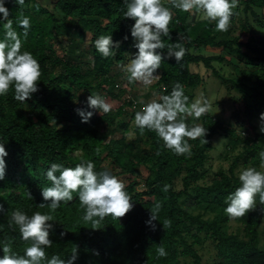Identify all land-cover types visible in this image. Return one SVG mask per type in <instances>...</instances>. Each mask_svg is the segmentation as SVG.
<instances>
[{
    "label": "trees",
    "instance_id": "1",
    "mask_svg": "<svg viewBox=\"0 0 264 264\" xmlns=\"http://www.w3.org/2000/svg\"><path fill=\"white\" fill-rule=\"evenodd\" d=\"M4 2L20 35L21 52L28 51L37 59L41 77L38 91L24 102L14 99V88L7 96H0V144L8 153L4 157L5 178L0 180V204L4 209L0 211V258L5 243L19 255L30 245L21 239L17 226H9L11 212L19 209L28 216L37 211L53 215L55 221L48 222L54 228L49 230L53 244L45 248L47 259L58 255L67 260L77 247L78 258L73 264H264V205L259 204V198L256 207L244 217L230 219L224 212L226 197L240 186L236 169L241 164L259 167L258 153L264 150V133L259 131L262 122L256 123L264 113V39L249 35L242 41L232 34L237 14L250 8L256 16L260 15L256 8L264 9V0H243L244 8L238 5L233 10L227 37L215 31V22L201 21L162 0L173 15L169 25L171 40L162 37L165 48L156 50L163 57L157 69L161 72L157 84H165L161 95L170 94L178 82L189 97V104L194 102L195 90L204 78L199 64L221 78L228 90L235 88L239 93L234 99L237 108L232 113V142L249 143L227 170L214 173L209 185L198 183L207 177L209 152L221 124L211 111L198 120L189 117L185 121L189 127L199 124L207 129V144H201L199 138L188 141L192 146L190 157L164 148L152 131L145 129L140 135L137 127L132 129L136 111L126 121L123 116L127 112L119 106L107 114H93L88 122H82L76 111H91L87 97L93 92H99L103 99L116 100L125 92L109 88L115 84L109 75L112 67L131 60L135 56L131 50L138 52L131 36L135 21L123 16L124 0H25L22 8L13 0ZM21 15L30 18L27 38L16 22ZM258 19L264 26V14ZM72 22L75 26L84 24L80 37L70 32L68 25ZM3 23L6 21L0 13V40L5 35ZM87 25L91 28L87 29ZM251 28V23L243 24V29ZM102 35L120 41L114 56L103 58L95 49V40ZM85 39L89 41L93 63L83 69L73 57L75 43ZM178 40L187 51L176 63L175 57H168V46ZM224 54L241 57V65L228 77L216 66L224 61ZM205 99L209 101V97ZM115 126L124 131L121 138H109ZM131 129L138 134L137 141L150 144L148 149L128 139L125 134ZM247 132L249 135L245 136ZM250 133L255 136L250 137ZM78 149L82 154L75 152ZM81 158L91 160L95 171L108 170L115 176L137 175L142 166L147 170L142 189L136 178L125 185L133 204L125 216H106L93 229L91 222L82 219L84 209L78 193H73L72 201L61 202L55 212L47 207L51 201H44L42 189L51 186L46 179L48 168L52 163L75 167ZM178 179L181 189L176 188ZM165 184L171 186L167 192L162 191ZM156 202H161L162 207L158 220L153 221V230L146 222ZM41 203L46 204L44 208L39 207ZM165 219L171 221L166 229L162 225ZM233 221L239 226L233 227ZM61 232L66 234L61 236ZM206 241L211 244L213 257L204 261L201 248ZM161 246L167 253L164 257L157 255Z\"/></svg>",
    "mask_w": 264,
    "mask_h": 264
},
{
    "label": "clouds",
    "instance_id": "2",
    "mask_svg": "<svg viewBox=\"0 0 264 264\" xmlns=\"http://www.w3.org/2000/svg\"><path fill=\"white\" fill-rule=\"evenodd\" d=\"M21 8L25 6V0H13ZM176 9L197 16L201 21L215 22V31L227 32L233 10L238 6V0H169ZM126 11L123 16L134 20L131 26V36L135 40L134 47L138 52L130 62L121 65L122 71L127 74L129 83L140 82L145 87L151 85L159 77L154 75L160 68L162 55L157 49H164L162 37L171 40L169 25L172 21V12L162 3V0H124ZM0 13L3 14L4 39L0 40V96H7L10 89L14 88V99L20 102L30 99L32 94L38 91L37 82L40 81V64L28 51L21 52L22 41L20 35L13 27V20L9 19V9L5 7L4 0H0ZM17 24L23 28V36L27 38L31 27L30 18L21 15L17 18ZM128 37L125 36L126 40ZM181 38H179L180 40ZM168 46V57H175L179 63L186 54L185 47L179 42ZM120 41H113L111 35L100 36L95 40V49L103 58L115 55L114 49H118ZM189 97L184 94L183 86L176 83L170 94L161 95L159 102L151 100L144 103L142 108L135 112L134 125L144 135L145 129L152 131L162 141L164 148L178 156L190 157L192 146L189 140L200 139L201 144H207L205 139L207 129L199 124L191 127L185 122L191 117L198 120L211 111V104L205 98L196 99L189 104ZM87 106L107 114L112 110V105L107 103L99 95H89ZM82 117V122H88L93 112L76 110ZM262 121L259 131L264 133V113L260 114ZM134 138L129 134V139ZM99 153V149H97ZM159 155V151L157 152ZM8 155L3 144H0V180L5 178L6 162L4 157ZM259 168L264 170V150L258 153ZM95 165L91 160L80 159L75 167H65L52 163L46 172V179L51 186L42 189L44 201H51L47 207L55 212L61 202L68 203L73 200V193H78L80 207L84 209L83 221L91 222L93 229L106 216L119 219L125 216L132 208L131 197L126 192L125 184L117 176L108 170L95 171ZM58 173V174H57ZM240 186L226 197L227 206L225 214L230 219L244 217L246 213L256 207V198L259 204L264 205V171H258L255 167H248L240 171L238 175ZM171 186L165 184L162 191L167 192ZM29 198L31 194L28 192ZM45 203L39 204L40 208ZM161 202H156L150 209V219L146 222L152 225L158 220L161 210ZM0 204V211H3ZM53 215L42 214L37 211L31 216L17 209L11 212L9 226L18 227L21 239L30 242L23 255L13 252L10 244L3 245V257L0 264H73L78 258V248L74 247L69 259H61L53 255L47 259L45 248H50L53 242L49 239V230L54 228ZM171 221L165 219L163 228L170 226ZM66 233L61 232L64 236ZM158 257L167 255L161 246L157 249Z\"/></svg>",
    "mask_w": 264,
    "mask_h": 264
},
{
    "label": "rangeland",
    "instance_id": "3",
    "mask_svg": "<svg viewBox=\"0 0 264 264\" xmlns=\"http://www.w3.org/2000/svg\"><path fill=\"white\" fill-rule=\"evenodd\" d=\"M242 1L243 0H238V5H240L241 9L244 8V4ZM236 9L237 8H235L234 10ZM256 10L261 16L264 14V9L256 8ZM260 15L256 16L254 13H252V10L250 8L246 12L242 11V13H239V15L237 14V19L234 22L235 26L233 28L232 34L240 36L242 41H246L249 35H255L264 39V26H261L260 20L258 19V17L261 18ZM245 22L251 23L253 28L248 31L243 29V24ZM75 24V22L69 23L68 28L70 32L72 31V33H75L80 37L81 31L84 28V24L78 23L76 26ZM89 28H91V25H87V29ZM222 35L224 37H227L226 32H223ZM131 54L134 56L136 54V51L131 50ZM73 60L79 62L82 65L83 69L92 65L93 59L91 57V50L89 47L88 40L85 39L82 42L79 41L75 43ZM240 60L241 57L237 54H224V61L222 63L217 64L216 66L220 69L223 75L228 77L236 72V66L241 65ZM128 62H130V60H128L126 63L115 64L109 73V75L112 76L113 80L115 81L114 87L110 86L109 88L113 89L115 92H122L123 90L125 92L121 94V97L118 100L112 99L110 97H106L104 99L107 103L112 105L113 110H115L119 106H122L124 108V112H127L123 116V119L126 121L131 120V112L138 111L142 108L143 104L141 103V101L147 103L151 100L159 99L161 95L160 90L164 89L165 87L164 83L160 86L157 84L161 76V72L159 70L154 73V75H157L159 78L147 87H145L140 82L129 83L126 78L127 74L124 73L122 71V68L120 67L121 65H125ZM198 68L202 72L204 78L203 82L200 83L195 90V100L199 98L209 97V101L211 104V112L214 115L215 119L219 123H221L219 127V133L216 134L213 138V149L209 152V159L206 164V169L208 172L207 177L201 179L198 183L203 185H209L214 176V173L220 169L227 170L233 162L235 156L241 153L244 148L247 147V144L249 142L244 140H241L240 142L236 141V143L232 142L233 134L231 133V128H233L234 126V123L232 121V113L237 108V104L235 103L234 99L237 98L236 95L239 94L238 91L235 88L228 90L227 86L222 82V79L216 75L214 76L210 69L200 64L198 65ZM205 77H207L206 82ZM93 94L99 95V92H93ZM85 95H87V93H85L84 96ZM91 112H93V114L95 115H101L100 111L96 109H91ZM133 121L134 119L131 120L132 129L135 126ZM260 122L262 121H256L257 124H259ZM132 129L127 134H125L128 139L129 134H132L134 138L129 139L130 141L133 140L139 146L148 149L150 147V144L146 142L137 141L138 134ZM236 130L237 133L240 132V129ZM250 134V137L255 136L254 133ZM123 135L124 131L120 127L115 126L112 128L109 138H121ZM248 135L249 132H247V135L245 136ZM75 152L77 154H82L81 149H78ZM248 167H252V164L248 166H244L242 164L239 165V167L236 169L237 175H239L240 171ZM256 169L258 171H264L261 170L259 167H257ZM146 175L147 170L142 166L137 175H119L117 177L122 180L125 185L133 178H136L140 182L139 188L142 189ZM176 188H182V182L180 179H178V181L176 182ZM232 225L233 227L239 226V224L235 221L232 222ZM204 245L205 246L201 248L203 260H211V258L213 257V249L211 248V244L206 241Z\"/></svg>",
    "mask_w": 264,
    "mask_h": 264
}]
</instances>
